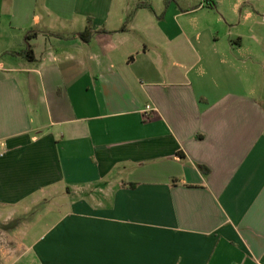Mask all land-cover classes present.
<instances>
[{"label": "crops", "instance_id": "crops-1", "mask_svg": "<svg viewBox=\"0 0 264 264\" xmlns=\"http://www.w3.org/2000/svg\"><path fill=\"white\" fill-rule=\"evenodd\" d=\"M0 153V264H264V0H0Z\"/></svg>", "mask_w": 264, "mask_h": 264}, {"label": "rangeland", "instance_id": "rangeland-1", "mask_svg": "<svg viewBox=\"0 0 264 264\" xmlns=\"http://www.w3.org/2000/svg\"><path fill=\"white\" fill-rule=\"evenodd\" d=\"M46 212V206L45 204L39 205L36 209L33 210V212H31V215H29L27 218V222H36L39 224V218L42 217V214L45 215ZM45 217V216H44ZM22 233L24 231V228L22 227ZM19 233V234H18ZM22 233H20V231H17V235H21ZM23 235V234H22ZM3 264V263H1ZM5 264H9V263H5ZM20 264H27V263H20Z\"/></svg>", "mask_w": 264, "mask_h": 264}, {"label": "built area", "instance_id": "built-area-1", "mask_svg": "<svg viewBox=\"0 0 264 264\" xmlns=\"http://www.w3.org/2000/svg\"><path fill=\"white\" fill-rule=\"evenodd\" d=\"M156 112L155 109H153L150 106H146L145 109L142 111L143 119L145 121H149L152 117V115ZM2 153H0V157H2Z\"/></svg>", "mask_w": 264, "mask_h": 264}, {"label": "trees", "instance_id": "trees-1", "mask_svg": "<svg viewBox=\"0 0 264 264\" xmlns=\"http://www.w3.org/2000/svg\"><path fill=\"white\" fill-rule=\"evenodd\" d=\"M11 54L18 55L16 53H11ZM27 57L32 60L31 52H29V54L27 55Z\"/></svg>", "mask_w": 264, "mask_h": 264}]
</instances>
